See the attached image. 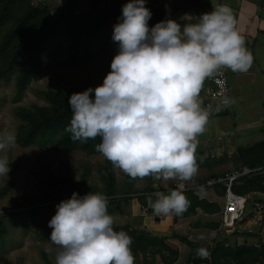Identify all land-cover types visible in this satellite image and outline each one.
Returning <instances> with one entry per match:
<instances>
[{"label":"clouds","instance_id":"obj_1","mask_svg":"<svg viewBox=\"0 0 264 264\" xmlns=\"http://www.w3.org/2000/svg\"><path fill=\"white\" fill-rule=\"evenodd\" d=\"M145 3L122 5L111 70L102 84L68 97L72 115L65 131L73 140L100 136L96 150L132 178L188 181L197 173L195 138L207 119L198 101L202 82L222 68L247 71L251 56L228 6L214 7L196 23L181 26L167 19L150 28L152 13ZM14 141L13 133L0 135V150ZM9 171L0 156V177ZM183 188L180 183L154 193L149 206L157 215H181L188 203ZM55 207L48 221L49 240L57 246L54 264H134L131 237L114 229L102 193L73 192ZM196 255L206 258L209 252L200 247Z\"/></svg>","mask_w":264,"mask_h":264},{"label":"rangeland","instance_id":"obj_2","mask_svg":"<svg viewBox=\"0 0 264 264\" xmlns=\"http://www.w3.org/2000/svg\"><path fill=\"white\" fill-rule=\"evenodd\" d=\"M95 1L102 7L115 2V0H13L11 22L7 30L15 28L19 20L31 13L32 6L35 7L33 10L38 11L34 15V21L45 18L47 11H50L49 21H52L65 11L68 14L82 15ZM146 2L150 3V0ZM179 2L181 4V0ZM159 5L165 4L160 2ZM167 19L181 24V12L169 14L165 17V20ZM73 26V23L68 25V31H71ZM2 44L3 39L0 37V46ZM117 52L118 47L106 46L103 53L93 49L94 58L88 63L69 65L63 61L54 62L33 76L21 94L17 92L15 76L0 79V135L13 133L15 136L14 143L0 150V156L6 157L10 168L8 176L0 177V191L6 190L0 194V230L5 231L7 240L0 250V264H54L57 246L49 240L52 228L49 227L48 221L56 211L53 204H58L71 195L64 192L57 200L37 202L43 196V192L53 189L47 185L53 176L70 175L82 195L89 192L102 193L107 199V211L115 224L116 219L125 218L124 216L115 218L113 213L119 209L127 192L137 194L144 192L145 188L165 190L175 182L197 187L214 175L225 176L240 166L234 157L238 148L248 147L264 138L259 137L261 132L254 131L248 137L240 136V141L237 134L235 136L229 131L230 123L229 125L226 123L228 120L231 121V117L217 116L210 123L206 122L203 131L195 138L194 157L195 160L201 157V162L196 161L197 173L191 180H163L156 176L132 178L112 165L116 180L114 196L107 194L101 174L102 167L109 161L99 152L80 148L62 151L54 149L47 143L27 145L21 142L20 138L26 133V124L21 113L35 110L36 106L50 107L46 95L49 91L61 92L68 99L74 92H82L89 87L95 88L102 84L104 77L111 70L110 63ZM235 123L239 125L238 121ZM218 187L220 190L221 186ZM202 189L206 188L195 190ZM256 201L264 202V198L259 200L249 198L243 217L253 209ZM38 206L41 207L38 213L29 212ZM260 216L254 215L256 221L254 233L234 232L233 246L243 242L264 243V212Z\"/></svg>","mask_w":264,"mask_h":264},{"label":"trees","instance_id":"obj_3","mask_svg":"<svg viewBox=\"0 0 264 264\" xmlns=\"http://www.w3.org/2000/svg\"><path fill=\"white\" fill-rule=\"evenodd\" d=\"M161 2L163 0H160ZM13 0H0V37L3 44L0 46V79H10L15 76L17 79V92L23 93L31 78L39 74L43 68L54 63L63 61L69 65L90 62L93 56V49L103 53L106 46L118 47V42L112 40L114 25L119 22L122 15V5L113 3L107 7L92 3L91 8L84 14L74 15L63 12L54 17L52 21L50 11H47L45 18L34 21L37 10L30 7L31 13L24 19L19 20V24L7 30L11 22ZM152 16L148 20L151 28L157 22L163 20L165 11L163 7L145 3ZM74 24L73 29L68 31V25ZM50 107H37L35 110L21 113L26 124V133L20 138L23 144L47 143L56 150L69 151L73 149H87L93 152L96 145L101 142V137L97 136L86 141L73 140L71 133L65 131V126L69 124L72 112L68 106L67 98L61 92L49 91L46 93ZM223 115V114H222ZM234 157L240 166L257 167L264 165V140L256 142L250 147H240ZM201 157L195 161L201 162ZM102 179L106 184L107 194L115 195V174L112 164L107 162L101 169ZM221 176L214 175L211 179H218ZM70 175L65 177L53 176L47 185L51 190L43 192V196L37 200L38 203H45L61 198L62 193L72 195L73 192L82 194L78 190L77 184ZM218 185V184H216ZM221 186L220 194L224 195L225 185ZM8 189V188H7ZM145 191H151L147 190ZM232 189L234 192L247 195L252 192H264V176L260 173H253L241 177L234 182ZM6 190L0 191L3 194ZM187 206L182 214H190L195 208H201L205 212L220 211V206L210 202L205 198H200L196 190L183 191ZM127 192L124 200L137 198L143 207L149 206L148 198L154 201V194L132 196ZM63 199V198H62ZM53 205H57L56 203ZM41 207H35L30 213L40 211ZM18 214V213H15ZM180 216V215H179ZM115 230L125 231L132 239L130 246L132 251L144 249L142 235L140 231L130 227L115 226ZM5 231L0 230V250L6 244ZM154 243V242H153ZM199 258V257H198ZM201 258H199L200 260ZM195 260V259H194ZM209 264H258L264 263V243L260 245H249L247 243L236 245L235 247H218L211 253Z\"/></svg>","mask_w":264,"mask_h":264},{"label":"crops","instance_id":"obj_4","mask_svg":"<svg viewBox=\"0 0 264 264\" xmlns=\"http://www.w3.org/2000/svg\"><path fill=\"white\" fill-rule=\"evenodd\" d=\"M127 2L128 0H115L120 5ZM160 2L150 0L149 4L163 7L166 14L163 20L169 14L181 12V26L196 23L201 14L211 12L219 5L230 8L244 47L251 56V63L247 71L243 72L226 68L231 90V111L221 116L231 117V121L226 123H230L229 131L235 136L237 134L240 141V136L248 137L254 131L261 132L260 138L264 137V0H181V4L179 0H163L164 6L159 5ZM213 118L206 122L210 123ZM262 140L264 138L259 141ZM218 186L196 191L200 198L220 206V211L217 212H205L201 208H195L188 215H157L153 209L145 212L137 198L122 201L113 216L125 218L116 219L114 225H127L130 230L140 231L139 234L143 236L144 249L137 252L131 249L134 264H209L211 253L218 247H235L232 245L234 232L254 233L256 221L252 209L233 230L221 225L224 195L220 194L222 189L220 187L219 190ZM247 195L248 198L254 197L257 200L264 198V192ZM244 243L247 242L240 244ZM260 244L257 242L249 245ZM200 247L206 248L209 255L199 260L196 249Z\"/></svg>","mask_w":264,"mask_h":264},{"label":"built area","instance_id":"obj_5","mask_svg":"<svg viewBox=\"0 0 264 264\" xmlns=\"http://www.w3.org/2000/svg\"><path fill=\"white\" fill-rule=\"evenodd\" d=\"M198 101L203 109L207 111V119L226 114L231 111V90L229 80L226 72V68H222L204 79L201 84L200 92L198 95ZM253 173H260L264 176V165L257 167L241 166L232 172L221 176L218 179H209L202 185L197 187H190L185 185L182 191L195 190L196 188H210L216 184L222 183L225 185L224 204L221 210V225L228 229L233 230L238 222L244 219V212L249 202L248 195L238 194L233 191L232 186L234 182H237L241 177L250 175ZM182 182H175L168 189H158L146 192H141L136 195L154 194L156 192H165L177 187ZM252 212L255 216L264 212V202L256 201L253 204ZM144 211H148V206L144 207ZM264 264V263H261Z\"/></svg>","mask_w":264,"mask_h":264}]
</instances>
